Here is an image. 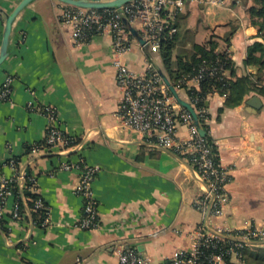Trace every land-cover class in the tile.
<instances>
[{
    "label": "crops",
    "instance_id": "0c3cea01",
    "mask_svg": "<svg viewBox=\"0 0 264 264\" xmlns=\"http://www.w3.org/2000/svg\"><path fill=\"white\" fill-rule=\"evenodd\" d=\"M21 1L0 0V48L6 13ZM256 6V0L188 3L176 18L174 61L192 53L194 45L214 40L232 59L229 79L258 74V66L246 64L249 48L263 41L252 13ZM63 7L57 0L26 7L13 25L10 55L0 66V87L12 78L10 99L0 100V181L24 171L25 188L38 193L50 211L48 226L39 225L31 209L13 218L17 196L8 198L0 222V264H118V253L128 248L148 264H167L177 251L193 248L202 225L219 232L264 231V92H251L236 107L226 106L227 95L208 97L209 133L231 172L228 202L213 216L210 207L203 211L196 205L205 184L191 163L172 148L151 145L123 123L112 36L76 40L62 22ZM147 58L167 74L160 49L147 51L135 39L126 63L143 73ZM176 89L188 102L187 88ZM254 97L261 101L259 109L250 104ZM44 108L56 110L58 126L78 147L64 153L41 147L49 128ZM180 137L190 138L186 127ZM11 160L20 162L11 166ZM81 160L98 169L95 229L79 227L84 210L76 193L80 169H61L64 162ZM29 177L36 179L32 188H27Z\"/></svg>",
    "mask_w": 264,
    "mask_h": 264
},
{
    "label": "built area",
    "instance_id": "2783aa9c",
    "mask_svg": "<svg viewBox=\"0 0 264 264\" xmlns=\"http://www.w3.org/2000/svg\"><path fill=\"white\" fill-rule=\"evenodd\" d=\"M201 2L220 5L224 0H131L123 5L121 10L117 8L86 9L64 4L61 19L64 24L73 29L76 40H88L99 34L112 36L113 65L121 94L120 116L123 123L142 133L151 145L172 148L178 155L186 158L205 184L204 193L198 198L196 205L203 211H207L210 207L213 216H217L228 202L227 187L231 182V172L222 165L218 153L214 152L206 136L201 134L204 130L203 124L208 123L207 109L196 110L194 104L198 100H189L188 103L196 111V120L192 113L172 95L152 59L147 58L146 71L143 73L132 70L125 60L136 38L126 27L124 17L140 32L150 52H154L160 49L167 36L176 34L177 15L186 5ZM215 70L216 68L202 66L198 74L187 81L188 87H193L190 83L199 84L207 75H214ZM11 92L12 78H8L0 87V100H9ZM43 111L48 118L49 128L47 138L41 147L49 149L58 147L60 153L78 147L79 143L68 138L58 126L56 110L44 108ZM182 127H186L190 133V138L187 140L180 137ZM38 149L39 147L35 148L34 152ZM10 164L15 166V160H11ZM74 168L81 171L76 193L84 199L83 217L79 227L98 228V202L93 192V182L98 169L87 165L83 160L79 164L64 162L61 166L63 170ZM25 177L26 174L22 171L15 178H4L0 181V222L4 217L8 198L15 194V185L18 184L20 190H27ZM30 181L33 185L36 183L34 177L30 178ZM21 198L27 202L23 194ZM32 210L44 213L42 226L50 225V211L42 198L35 200ZM12 216L13 218L22 216L17 201ZM263 241L264 231L255 228L230 233L213 231L208 228V225H202L197 230L193 248L177 251L167 264H246L244 250ZM118 264H148V260L134 248H128L118 253Z\"/></svg>",
    "mask_w": 264,
    "mask_h": 264
},
{
    "label": "trees",
    "instance_id": "16d2710c",
    "mask_svg": "<svg viewBox=\"0 0 264 264\" xmlns=\"http://www.w3.org/2000/svg\"><path fill=\"white\" fill-rule=\"evenodd\" d=\"M257 6L252 9V13L258 19L256 24L260 28V36L262 42H256L249 48L246 64L258 66V74L238 78L232 80L228 78L227 72L233 70V62L229 54L224 51H218V44L211 40L206 45H194L192 53L180 55L177 61L173 59L175 49L176 34L167 36L160 47V53L164 61V68L167 72V77L171 83L178 88H189V100L198 101L194 104V108H206L208 97L213 93H221L227 95L226 106L236 107L243 103L246 95L251 92H264L262 83H264V0H256ZM202 66L216 68L214 75H207L200 83L199 88L188 87L187 81L194 78ZM255 78V80L253 79ZM209 117V115H208ZM202 123L203 120L201 119ZM204 130L207 132L206 140L213 147L214 152H217V147L214 144L210 133L209 124H203ZM67 136V135H66ZM68 138H70L68 136ZM72 139V138H70ZM73 140V139H72ZM16 165L20 160H15ZM15 185V184H14ZM15 194L17 202H19V211L22 214L28 213V209H33L34 202L41 198L38 193H25L27 202L21 198L20 188L15 185ZM33 183L30 177L27 181V188H32ZM34 220L42 225L45 215L42 211L33 212ZM244 259L246 264H264V245L260 242L258 245L244 250Z\"/></svg>",
    "mask_w": 264,
    "mask_h": 264
},
{
    "label": "water",
    "instance_id": "95a60500",
    "mask_svg": "<svg viewBox=\"0 0 264 264\" xmlns=\"http://www.w3.org/2000/svg\"><path fill=\"white\" fill-rule=\"evenodd\" d=\"M36 0H22L17 7L11 12L6 13L5 16V26H4V32H3V38L0 48V66L5 62V60L10 55V40L13 30V25L18 18V16L24 11L26 7H28L31 3H33ZM61 3L72 5L75 7H81L86 9H97V10H103L108 8H117L119 10L122 9V6L128 3L131 0H113V1H103V0H57ZM123 21L128 28V30L132 33V35L145 47V49L148 51L149 46L140 34V32L131 25L130 21L124 17ZM166 84L168 85L172 95L175 97V99L185 108H187L194 118L197 120V114L195 109L191 104L180 98L176 87L171 83L167 75H165L162 71H160ZM255 108L259 109L261 107V101L259 98L254 97L252 98V102L250 103ZM201 134L203 136L207 135V132L202 130Z\"/></svg>",
    "mask_w": 264,
    "mask_h": 264
},
{
    "label": "rangeland",
    "instance_id": "374dc122",
    "mask_svg": "<svg viewBox=\"0 0 264 264\" xmlns=\"http://www.w3.org/2000/svg\"><path fill=\"white\" fill-rule=\"evenodd\" d=\"M263 244V243H262Z\"/></svg>",
    "mask_w": 264,
    "mask_h": 264
}]
</instances>
